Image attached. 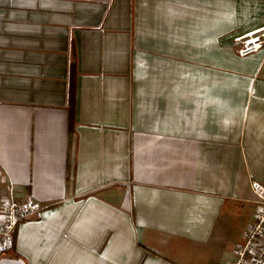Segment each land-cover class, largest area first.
<instances>
[{
	"label": "crops",
	"instance_id": "crops-1",
	"mask_svg": "<svg viewBox=\"0 0 264 264\" xmlns=\"http://www.w3.org/2000/svg\"><path fill=\"white\" fill-rule=\"evenodd\" d=\"M264 0H0V264H226L264 185ZM72 107V112H71ZM72 114V116H71Z\"/></svg>",
	"mask_w": 264,
	"mask_h": 264
},
{
	"label": "built area",
	"instance_id": "built-area-1",
	"mask_svg": "<svg viewBox=\"0 0 264 264\" xmlns=\"http://www.w3.org/2000/svg\"><path fill=\"white\" fill-rule=\"evenodd\" d=\"M237 52L247 56L264 47V29L255 30L235 38ZM251 188L256 196V208L253 220L245 230L244 240L235 249V256L226 264H264V185L251 181ZM33 199L16 201L7 199L0 209V255L9 251L14 244L18 225L35 216L43 208Z\"/></svg>",
	"mask_w": 264,
	"mask_h": 264
},
{
	"label": "trees",
	"instance_id": "trees-1",
	"mask_svg": "<svg viewBox=\"0 0 264 264\" xmlns=\"http://www.w3.org/2000/svg\"><path fill=\"white\" fill-rule=\"evenodd\" d=\"M71 112H72V107H71ZM71 116H72V114H71ZM10 250H13L14 251V246Z\"/></svg>",
	"mask_w": 264,
	"mask_h": 264
}]
</instances>
